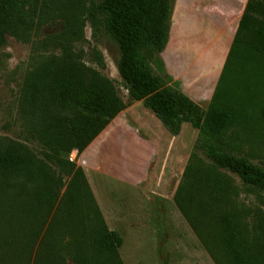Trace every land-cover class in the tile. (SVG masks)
Instances as JSON below:
<instances>
[{
	"label": "trees",
	"instance_id": "trees-1",
	"mask_svg": "<svg viewBox=\"0 0 264 264\" xmlns=\"http://www.w3.org/2000/svg\"><path fill=\"white\" fill-rule=\"evenodd\" d=\"M172 1L0 0V46L5 34L60 27L50 40L56 51L37 58L21 79L22 141L0 136V264H123L120 236L107 228L81 168L67 158L126 108L95 51L89 56L97 68L75 49L86 3L117 47L129 101L140 102L171 137L182 124L196 131L172 202L202 249L213 264H264V210L238 202L230 176L261 197L264 167L226 141L264 137V0L246 1L205 110L150 65L167 40Z\"/></svg>",
	"mask_w": 264,
	"mask_h": 264
},
{
	"label": "rangeland",
	"instance_id": "rangeland-1",
	"mask_svg": "<svg viewBox=\"0 0 264 264\" xmlns=\"http://www.w3.org/2000/svg\"><path fill=\"white\" fill-rule=\"evenodd\" d=\"M174 3L175 0L172 1L169 27L177 17ZM90 7L85 4L83 41L76 43L75 49L88 54L84 57L86 65L97 68V62L89 56L95 51L103 64L100 72L112 81L126 108L84 153L76 155L71 151L67 158L81 168L107 228L120 236L122 243L118 251L123 264H212L169 199L196 139V131L194 135L182 136L185 145L191 147L177 159L170 173L168 166L172 156L170 152L166 153L170 139L150 115L144 113L142 105L132 107L134 102L129 101L116 71L117 47L108 39ZM59 29L53 24L39 32L18 31L14 35H4L5 44L0 46V136L22 141L23 134L16 116L19 85L37 58L56 51L50 40ZM238 74H241L240 69ZM148 136H152L151 142L143 141ZM226 141L233 153L264 167V137L245 142L235 135L230 139L226 137ZM28 146L34 152L38 151L36 145L28 143ZM116 146L124 150L129 147L132 158L131 155L125 156L122 162L119 161L115 156ZM195 153L201 157L199 151ZM118 171L128 174L131 181L140 182L139 186L132 187L119 180ZM230 176L239 192L237 201L263 211L264 196L245 193L238 180ZM165 180L169 187L168 196L162 200L153 193L156 192L153 188ZM4 234L8 233L5 231Z\"/></svg>",
	"mask_w": 264,
	"mask_h": 264
},
{
	"label": "crops",
	"instance_id": "crops-1",
	"mask_svg": "<svg viewBox=\"0 0 264 264\" xmlns=\"http://www.w3.org/2000/svg\"><path fill=\"white\" fill-rule=\"evenodd\" d=\"M246 1L175 0L173 9L176 11L177 17L175 20L173 19V23L169 27L167 40L162 51L155 54L150 61L151 67L163 77L167 85L178 90L202 110H205L208 106ZM138 105L142 104L134 102L132 107ZM143 109L144 113L150 115L161 128L165 137L170 139V148L169 145L166 147V153L170 152L172 156L168 166L171 173L177 159L184 154L186 149L191 147L185 145L182 136L184 134L186 136L194 135L195 130L188 124H182L178 135L171 137L162 128L158 120L144 107ZM110 123L86 147L87 149L94 141L100 139ZM151 139H153L152 136H148L143 141L151 142ZM107 146H109L108 142ZM116 147L115 156L119 161L123 157L131 155V153H128L130 151L129 147H125V150ZM84 150L82 153H84ZM135 156L137 157L136 154ZM117 173L119 180L126 181L125 183L130 184L132 187L139 186L140 182L131 181L132 178L129 179L128 174L120 171ZM159 185L153 188L156 191L153 193L158 194V197L162 200L167 199V189L169 188L167 180ZM175 187L169 195L170 201H172Z\"/></svg>",
	"mask_w": 264,
	"mask_h": 264
}]
</instances>
